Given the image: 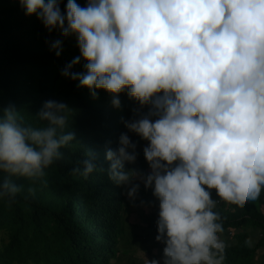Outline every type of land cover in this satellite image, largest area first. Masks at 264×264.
Masks as SVG:
<instances>
[{
    "label": "clouds",
    "instance_id": "obj_1",
    "mask_svg": "<svg viewBox=\"0 0 264 264\" xmlns=\"http://www.w3.org/2000/svg\"><path fill=\"white\" fill-rule=\"evenodd\" d=\"M61 3L18 0L26 16L58 34L50 44L57 57L63 40L75 37L79 55L63 78L93 99L109 94L116 109L125 91L136 104L105 159L108 179L130 201L142 185L159 202L155 239L164 247L148 264H223L209 190L243 204L264 188V0H86L83 7L67 0L63 12ZM82 61L83 71H73ZM72 111L48 100L37 127L22 123L14 105L0 110V199L15 200L20 186L12 178H38L65 159L61 150L75 139L65 131ZM133 136L147 142V171L136 167ZM94 171L103 169L91 151L71 169L85 178Z\"/></svg>",
    "mask_w": 264,
    "mask_h": 264
},
{
    "label": "trees",
    "instance_id": "obj_2",
    "mask_svg": "<svg viewBox=\"0 0 264 264\" xmlns=\"http://www.w3.org/2000/svg\"><path fill=\"white\" fill-rule=\"evenodd\" d=\"M67 0H62L61 11ZM76 3L85 6L83 0ZM58 34L47 33L35 16H26L18 0H0V110L14 105L22 123L41 126L34 117L44 102L58 101L55 86L67 87L66 100L73 110L65 131L74 133V141L61 151L65 159L54 162L38 178L14 177L20 186L15 200L0 199V264H110L127 258L130 239L124 219L129 208L126 189L113 184L107 175L108 148H115L122 118L128 119L136 104L126 91L119 95L120 109L111 105V97L95 99L87 88L63 78L62 68L79 55L70 41L62 42L61 55L50 51ZM73 71L80 72L73 68ZM2 115V113H0ZM91 151L98 169L87 178L71 169ZM82 166V165H80ZM127 167V166H126ZM0 173V178L3 177ZM220 203L213 208L222 224L221 237L228 233L236 245H225L223 264H251L257 249L264 244V214L258 210V198L249 203ZM255 204V205H254ZM139 237L152 238L153 217ZM243 227L260 231L255 246ZM149 237V238H150ZM127 242V243H126Z\"/></svg>",
    "mask_w": 264,
    "mask_h": 264
},
{
    "label": "rangeland",
    "instance_id": "obj_3",
    "mask_svg": "<svg viewBox=\"0 0 264 264\" xmlns=\"http://www.w3.org/2000/svg\"><path fill=\"white\" fill-rule=\"evenodd\" d=\"M84 5H86V0H83ZM70 41L72 45L75 47L76 50L78 48L76 47L75 37H70ZM79 51V50H78ZM78 56V55H77ZM72 58L76 57V55L71 56ZM75 68L79 69L80 72L83 71V61L81 64L76 65ZM67 87L65 84H60L58 82L55 86V94L58 97V101L66 103L70 108V103L66 100L67 95ZM99 95L101 96H108L107 93L101 91L99 92ZM133 140H135L138 144L137 151L139 153L136 167L143 169L144 171H147V164L143 158L142 148L146 145V141H140L138 137L133 136ZM211 192V198L213 200V192L212 190H209ZM126 196V195H125ZM129 205L128 212L126 213L125 219H124V226L126 229V233L129 237H132L128 243L129 248L126 250L128 252L127 258H124V256L120 257V261H114L111 260L110 264H148V260L157 259L160 260V255L158 251L155 249V247L152 244V239L150 236L147 238H140L139 236L144 233V227L145 224L147 225V221L149 218L153 216V214L157 211H159V202L152 196L151 190L145 191L143 186L141 185L140 192L138 197L134 201H129V199L126 197ZM245 203H249V201H246ZM255 205V204H254ZM137 206L136 210H133L132 207ZM220 206V203L217 202L215 205V208H218ZM258 210L261 211L262 214H264V188L261 190V194L258 197V202L256 205ZM139 208L141 210H139ZM129 216V217H128ZM248 233L251 242L247 244V246L253 247L258 242V238L260 237V231L258 229H252L250 227H243L241 230L238 231V233ZM150 237V238H149ZM130 238V237H129ZM221 240L224 241L225 245H236V241L232 240V237L229 236L227 233L221 237H219ZM127 243V242H126ZM251 264H264V244L261 245L259 249H257L256 253L253 255L251 259Z\"/></svg>",
    "mask_w": 264,
    "mask_h": 264
},
{
    "label": "built area",
    "instance_id": "obj_4",
    "mask_svg": "<svg viewBox=\"0 0 264 264\" xmlns=\"http://www.w3.org/2000/svg\"><path fill=\"white\" fill-rule=\"evenodd\" d=\"M153 225H152V232H153V236H152V244L154 245V247L156 248V250L160 253V258H162V250H163V243L161 242H157V240L155 239L156 235H157V227H156V221L158 219V213L153 217ZM229 236H231V234H228ZM161 260V259H160Z\"/></svg>",
    "mask_w": 264,
    "mask_h": 264
},
{
    "label": "crops",
    "instance_id": "obj_5",
    "mask_svg": "<svg viewBox=\"0 0 264 264\" xmlns=\"http://www.w3.org/2000/svg\"><path fill=\"white\" fill-rule=\"evenodd\" d=\"M130 201V200H129ZM129 209V208H128ZM128 209H127V212H128ZM132 209L133 210H136L137 209V206H134V207H132ZM139 210H141L140 208H139ZM129 217V216H128Z\"/></svg>",
    "mask_w": 264,
    "mask_h": 264
}]
</instances>
